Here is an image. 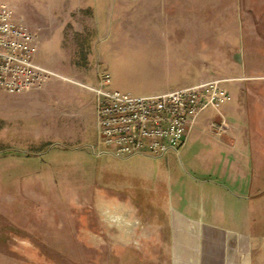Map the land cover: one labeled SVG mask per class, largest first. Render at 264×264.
<instances>
[{
	"label": "rangeland",
	"instance_id": "374dc122",
	"mask_svg": "<svg viewBox=\"0 0 264 264\" xmlns=\"http://www.w3.org/2000/svg\"><path fill=\"white\" fill-rule=\"evenodd\" d=\"M87 2L94 6V0ZM0 3L10 5L46 47L34 60L57 74L47 82L78 83L65 77L67 69L88 66L81 57L91 55L90 66L100 76L110 75L113 90L158 92L136 63L130 29L129 36L120 34L106 15H74L62 0ZM52 54L72 63H52ZM41 104L31 103L23 115L17 102L0 95V248L8 254L0 256L1 264H171L172 238L181 235L174 209L184 210L191 186L210 185L194 181L189 167V160L197 162L196 152L207 151L206 144L187 143L179 156H98L91 147L98 139L77 149L59 143L40 118ZM106 211L126 217L112 219ZM211 224L233 237L240 231L232 219Z\"/></svg>",
	"mask_w": 264,
	"mask_h": 264
},
{
	"label": "crops",
	"instance_id": "0c3cea01",
	"mask_svg": "<svg viewBox=\"0 0 264 264\" xmlns=\"http://www.w3.org/2000/svg\"><path fill=\"white\" fill-rule=\"evenodd\" d=\"M62 1L74 15H106L120 34L129 36L130 29L136 63L158 86V92L133 96L221 80L230 101L200 113L183 144H206L207 151L196 152L197 162L189 160V167L194 181L210 185L194 184L184 210L174 209L181 235L172 238L171 264H264V0H94L92 7L88 0ZM36 42L41 53L46 47L37 36ZM81 58L88 66H72L65 75L78 83L54 79L14 95L0 91L23 115L31 103L41 102L40 118L71 149L98 139L93 88L100 72L90 66L91 55ZM51 60L72 63L53 54ZM107 89L113 90L110 84ZM214 122L223 126L216 134ZM227 219L240 224L235 237L211 224Z\"/></svg>",
	"mask_w": 264,
	"mask_h": 264
},
{
	"label": "built area",
	"instance_id": "2783aa9c",
	"mask_svg": "<svg viewBox=\"0 0 264 264\" xmlns=\"http://www.w3.org/2000/svg\"><path fill=\"white\" fill-rule=\"evenodd\" d=\"M36 35L11 8L0 3V89L22 93L46 83L57 74L34 61ZM110 75L103 73L93 88L96 94V155L117 158L135 155L162 157L180 154L196 119L207 109L219 110L230 101L221 80H210L159 95L133 96L107 89ZM217 132L220 123H212ZM102 145V148L99 146Z\"/></svg>",
	"mask_w": 264,
	"mask_h": 264
},
{
	"label": "bare ground",
	"instance_id": "6f19581e",
	"mask_svg": "<svg viewBox=\"0 0 264 264\" xmlns=\"http://www.w3.org/2000/svg\"><path fill=\"white\" fill-rule=\"evenodd\" d=\"M106 210V209H105ZM114 210V209H113ZM118 211V210H117ZM116 211V212H117ZM106 214L110 217V218H112V219H121V220H123V219H125V217H126V215L125 214H123V215H117L116 213H111V212H109V211H106ZM106 215V216H107Z\"/></svg>",
	"mask_w": 264,
	"mask_h": 264
}]
</instances>
